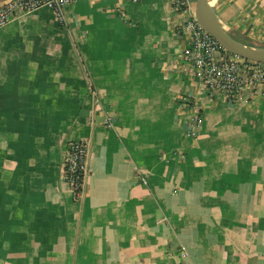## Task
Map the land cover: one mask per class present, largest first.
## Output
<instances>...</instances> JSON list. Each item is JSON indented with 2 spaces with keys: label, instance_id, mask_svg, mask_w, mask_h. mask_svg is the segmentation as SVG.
Wrapping results in <instances>:
<instances>
[{
  "label": "crops",
  "instance_id": "1",
  "mask_svg": "<svg viewBox=\"0 0 264 264\" xmlns=\"http://www.w3.org/2000/svg\"><path fill=\"white\" fill-rule=\"evenodd\" d=\"M212 4L264 48V0ZM64 18L0 29V264H264V97L199 94L168 0H75ZM183 98L201 103L196 139ZM77 141L79 200L61 177Z\"/></svg>",
  "mask_w": 264,
  "mask_h": 264
},
{
  "label": "built area",
  "instance_id": "2",
  "mask_svg": "<svg viewBox=\"0 0 264 264\" xmlns=\"http://www.w3.org/2000/svg\"><path fill=\"white\" fill-rule=\"evenodd\" d=\"M75 0H10L0 7V29L7 26L18 14H29L40 8L51 9L59 21L65 25L64 10ZM137 4L141 0H119ZM169 7L178 20L173 25L177 39L185 44L181 52V62L185 70L199 84V94L213 101L222 96L229 104L249 102L257 96L264 97V64L240 59L227 52L205 32L195 16V0H168ZM180 107L190 112L188 137L196 139L203 118L201 103L196 98H183ZM108 126L111 121L107 119ZM88 153L85 141L70 142L62 160L61 177L71 190L75 200H79L86 186Z\"/></svg>",
  "mask_w": 264,
  "mask_h": 264
},
{
  "label": "water",
  "instance_id": "3",
  "mask_svg": "<svg viewBox=\"0 0 264 264\" xmlns=\"http://www.w3.org/2000/svg\"><path fill=\"white\" fill-rule=\"evenodd\" d=\"M195 16L199 26L227 52L246 61L264 64V48L235 40L228 34L219 23L212 0H195Z\"/></svg>",
  "mask_w": 264,
  "mask_h": 264
}]
</instances>
